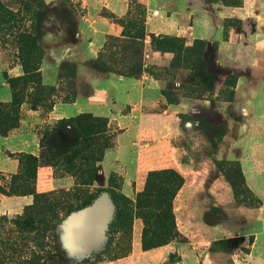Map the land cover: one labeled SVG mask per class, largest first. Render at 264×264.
I'll return each mask as SVG.
<instances>
[{"label": "trees", "instance_id": "1", "mask_svg": "<svg viewBox=\"0 0 264 264\" xmlns=\"http://www.w3.org/2000/svg\"><path fill=\"white\" fill-rule=\"evenodd\" d=\"M124 1L127 4V12L120 18L111 12H100L101 17L121 29L119 36L107 35L97 56L89 61L90 65L103 72L101 74L133 80H139L143 75H155L144 61L147 36L150 39L149 46L154 51L173 55L170 66H174V57L178 56L182 58L183 68L188 69L190 65L195 67L192 66L193 63L197 65L198 61L204 62L208 49L213 64L216 53L214 42L194 40L190 46H186L181 38L148 35L145 32V6L137 0ZM205 1L235 7L242 4V0ZM47 9L45 0H0V44L10 45L14 49L13 64L21 71L20 75L15 77H6L3 73L4 84L9 89L11 99L7 103H0V138H7L18 129L25 110L38 111L42 107L48 110L52 109L57 101L60 104L75 101V64L64 62L59 67L54 86H45L42 83V53L38 45V30ZM228 26L229 23L226 22L224 28ZM157 69L162 71L163 75L153 78L172 77L169 67ZM240 75L239 72H233L224 78L222 89H229L230 104L233 101L236 80ZM116 132L107 118L90 113H81L42 126L38 139V155L18 154L20 172L11 175L8 182L0 174L1 195L32 198L31 205L24 209L23 214L11 219L15 226L14 238L6 236L3 239L0 236V264H45L52 255L51 252H46L47 245H42L46 232L52 233L56 224H61L72 214L91 206L99 195L105 192L109 194L115 216L114 222L109 225L107 248L103 254L110 253V245L116 235L118 245H125V248L116 252L109 261L130 253L134 220H139L142 225V251L156 249L173 241L185 242L177 231L173 208V200L184 180L175 170L149 171L142 191L135 195L134 200L119 192L114 183V174L109 175L105 189L94 187L97 166L103 160L105 152L115 146ZM60 136L66 138L63 143ZM222 164L233 168L234 180L243 186L242 189L233 186L235 202L240 206H259L260 201L244 183L240 164L234 161L215 162L216 167ZM40 167L52 169L59 177H68L71 187L58 192L37 193L34 183ZM248 199L250 202L246 203ZM3 221L6 222L5 218L0 216V223ZM25 249H28V252L23 253L22 250ZM55 255L62 264H72L58 253Z\"/></svg>", "mask_w": 264, "mask_h": 264}, {"label": "crops", "instance_id": "2", "mask_svg": "<svg viewBox=\"0 0 264 264\" xmlns=\"http://www.w3.org/2000/svg\"><path fill=\"white\" fill-rule=\"evenodd\" d=\"M137 1L143 4L146 8V34L181 38L185 41L186 46L190 45L194 40H202L196 39L195 37L187 38L189 35L188 33L191 31V24L188 20L186 21V25L183 26L172 24L169 18H171V16L178 17L179 15V13L175 12L173 9L176 0H158V5L156 9L153 10L152 16L157 17L160 13L165 14L168 24H163L161 26L157 25V27L152 30L147 29V23L151 20L148 15V12L150 11L148 9L149 0ZM183 1L187 7L192 3V0ZM198 1L203 9V17L208 23L206 24L208 39L202 41L214 42L216 44V53L212 64L216 76V82L214 85L216 93L220 92L222 89L224 78L228 74L233 72L241 73L236 80L233 101L231 103L233 119L223 123L221 139L218 145L217 159L218 161H234L240 164L244 183L254 197L260 201V205L257 207H246L240 206L234 202L222 203L218 201V217L213 221L211 215L208 213L203 215L200 208L195 207L193 202L187 201L188 205H184L182 208L183 212L179 214L177 212L176 201L181 195L187 200H201L205 197L214 200V198L217 197L219 199L222 196L219 192L215 191L212 181L207 182L209 191H201L200 185L196 183L199 177L198 175L201 174V172H191V174L184 175V172L180 170L181 168L173 155L170 160H168L169 162L166 161L167 166L164 164L165 168H161L162 165L159 164L160 161H158V156L147 159V161L140 160V157H142L141 155L145 153L146 149L149 148L150 145L152 147L151 142H154L158 138L160 139L162 135H171V133H173V126H170L174 124L173 115L171 113L164 111L162 114H143L140 111V109H142L147 103V95L152 93L156 97L161 90L159 81L148 75H143L139 80H133L112 74H103L110 77L111 81L114 79H116L114 81L132 80L135 81L138 86L133 87L137 94L136 99L130 101L127 105H123L124 107L118 108L117 111L107 107L108 115H103L102 113L96 115V113L90 112V114L94 116L105 117L109 118L111 121H116L117 126H122L124 129V135L119 136L117 141L115 140L117 145L112 149L107 150L103 160L98 164L99 180L96 179L94 187L105 189L107 187L109 175L111 173H116L124 179V183H126V180L132 183L131 188L126 190L129 191L130 194H123L127 198L134 200L135 195L142 191L145 177L149 171L162 169L175 170L181 174L184 180L181 189L173 200V208L177 231L185 239V242L179 243L173 241L156 249L142 251L140 248V233L142 225L139 220H134L130 253L123 258L113 261H100L97 264H237V262L240 264H250L253 260L260 259L264 261V195H262L264 193L261 190V188L264 187V171H258L259 166L264 165V145L260 144V138L261 136H264V131H258V128L261 127L260 122H253L256 112L252 109L253 105H250L253 102L252 99H260L264 97L253 96L263 93L264 90V0H242L241 6L238 7L224 6L219 3H208L205 0ZM83 4L86 7L87 14L88 1L83 0ZM124 6V12L126 14L127 4L125 1ZM99 8L101 9L97 13L98 16L105 19L100 16V12L103 9H106L105 3H102ZM81 20L82 19H79L76 22V33L74 36H76L77 41L87 40L89 42L90 38L86 37L80 28L79 22ZM105 20L108 21L107 19ZM226 22L229 23V26L224 28ZM115 27L117 32L113 36H119L121 29L117 26ZM250 31L251 33H254V42L257 44L260 43L262 47V59L258 62V67L254 69L250 66H231L222 63L224 52L229 48L232 51L236 47L239 48L243 37H245ZM102 35L103 39L101 47L103 46L105 37L109 34L102 33ZM146 38L147 40L145 41V44L148 49L144 52L145 64L159 69L168 68L172 62L173 55L170 53L161 54L152 51L149 46V36ZM77 41L75 42L77 43ZM73 44H70L69 39L66 38L64 46L61 47L62 49L60 48V52L53 55L50 60L54 61V64L59 67L60 63L62 61H68L69 59L67 56L71 52H74V54L77 55L76 57L80 58V62H86L84 61L83 51L77 50ZM243 44L245 45L248 43L243 41ZM98 52L99 51L96 52V56ZM68 62L74 64V62ZM58 67L56 69V79L54 84L47 86H54L56 84ZM84 69L83 73L76 69L74 79L75 101L69 104H55L52 108L50 115L54 121L63 118H70L64 117L66 116L63 113L65 107L75 106L80 98L83 100L89 98L90 81L92 79H97L98 77L95 75V71L86 68ZM92 72H95V74ZM20 73L16 76L20 75ZM241 81H244V84L240 93L239 89ZM255 88L259 89L257 93L254 91ZM111 103L114 104V101ZM86 105L90 108H95L90 103H87ZM124 108H129L132 112L127 116H123L121 115V112ZM96 110L103 111V105L97 106ZM190 111L193 113L195 112L193 108H191ZM38 113L39 112H35L34 115H38ZM263 117L264 116H261V118ZM121 121L124 123L120 124ZM25 132L26 131H19L7 138H0L7 143L8 141L16 143V137L21 134L25 137L18 142L19 145L15 148L10 146L2 148L3 158L0 160L1 173L10 172L13 169L16 154L29 153L35 156L38 155V141L35 138L26 135L27 133L25 134ZM134 136L136 138L141 136L147 140L146 143L141 145V153L132 150V146L137 143H134L133 141H131L130 144L127 143ZM226 138L229 139L227 143H225ZM125 140L127 142H125ZM28 149L31 151H26ZM143 151L144 153L142 154ZM244 164L246 165L247 173ZM51 178L52 173L50 170L38 169L36 186L38 188L42 187L43 192L53 191L54 188L52 187L53 182ZM1 197L3 201L10 202L8 205L18 209L31 203V200L28 197H14V200H10L13 199L10 197ZM200 202L196 204L199 206ZM203 203L205 204V201ZM79 212L82 215L90 213L93 220H91V222H89L87 218L84 220L83 218L77 220L75 231L80 238H82L84 234L85 236L88 235L87 237L90 239L88 241H90L91 246L96 249H101L104 241L108 237L106 229L114 218V207L108 193H101L96 204ZM78 236L76 242L79 247L84 250L83 247L86 243L83 242L82 239H79ZM243 240H249L250 242L245 254L240 253L241 249L238 246ZM222 242L234 243L232 247L233 249H227L225 246L221 250L211 249L212 245L220 244Z\"/></svg>", "mask_w": 264, "mask_h": 264}, {"label": "rangeland", "instance_id": "3", "mask_svg": "<svg viewBox=\"0 0 264 264\" xmlns=\"http://www.w3.org/2000/svg\"><path fill=\"white\" fill-rule=\"evenodd\" d=\"M87 1L88 4L86 14V7L83 4V0H45V2L48 4V9L47 13H45V15L43 14L42 16L44 18L41 21L38 30V45L42 53L40 70H42V83L44 85L46 84L45 86L53 85L55 82L57 71L56 69L58 66H56L54 64V61H51L50 59L53 57V55L60 52V50L62 49L61 47L64 46L66 38L69 39L70 44H73L74 42L73 45H75L77 50L83 51L84 61L86 62H80V58L76 57L77 55H75L74 52H71L67 56V58L69 59L68 61L74 62V64H76L75 67L79 72L83 73V70H85L84 68H86L88 70L95 71L96 74L95 72L92 73H94L98 77L97 79H92L90 81L89 98L87 100H83L82 98H80L75 106L65 107L63 113L66 116L64 117H74L80 113L90 112L96 113V115H100L101 113L103 115H108L107 107L117 111L118 108L124 107L123 105H127V103H129L130 101L135 100L137 95L133 88L138 86L135 81H114L116 79L111 81L110 77L101 74L103 72L94 68L92 65H90L89 62L95 58L96 52L99 51L101 47L103 39L102 33L115 35L117 32V29L114 25L98 16L97 13L101 9L99 8L100 5L102 3H105L106 9L103 10L105 12H111L116 17L120 18L125 14L124 1ZM158 2V0H149L148 9L150 11L148 12V15L150 16L151 20H149L147 23L148 30L155 29L157 25L161 26L163 24H168V20L165 14L160 13V15L157 17L152 16V12L154 9H156ZM173 9L175 12H178L179 15L178 17L171 16V18H169L172 24L183 26L186 25L187 20L191 24V31L190 33H188L189 35L187 38L195 37L196 39L202 40L208 39V33L206 31V24L208 23L203 17V9L198 0H192V3L188 7L185 6L183 0H176L175 7ZM190 15L193 16L191 17ZM79 19H82L79 22V25L83 34L86 37L90 38L89 42L87 40L77 41L76 36H74L76 22ZM146 40L147 38L145 39V41ZM75 41H77V43ZM243 41L247 42L248 44L244 45ZM261 48L262 47L260 43L257 44L254 42V33H251L250 31L245 37H243L239 48L236 47L233 49V51L229 48L226 52H224L222 63L231 66H250L255 69L258 67V62L262 59ZM146 49L144 50V52L146 51ZM151 50L154 51L152 48ZM207 51L208 52L205 55L204 62L198 61L199 63L197 65L196 63H193L192 66L195 67H190V65L188 69L182 67L181 57H174V66H169L172 77L168 76V78H165L164 76H161V78H155L159 81L161 90L158 92L156 97L152 93L148 94L147 103L142 107V109H140V111L143 114H162L164 111L171 113L174 120V124L170 125L173 126V133H171V135H162L160 139L158 138L154 142H151L152 147L150 145L149 148L146 149L145 153L144 151L142 152V154H144L141 155L142 157H140V160L147 161V159L158 156V161H160L159 164L162 165V167H160L165 168L164 164L166 165V161L169 162L168 160H170L171 156L173 155L181 168L180 170L184 172V175L191 174V172H201V174L198 175L199 177L196 182L198 183V185H200L201 191H209L207 182L212 181L215 191L219 192L222 196L221 198H219L220 200L217 197L214 198V200L209 197L202 198L201 200H187L184 199L181 195L176 201V207L177 212L181 214L183 212L182 208L184 207V205H188L187 201H191L195 204V207L200 208L203 215L208 213L209 215H211L214 221L218 217L217 202L219 201L222 203H236L234 200L233 186L235 185L239 187V189H242L243 186L241 183L237 184L234 180L235 172L233 171V168H230L224 164L219 167L215 166V162L218 161L216 148L222 134L223 123L225 121L233 119V116L231 104L230 102H228L229 89H221L220 92L216 93V88H214L216 76L214 77V68L211 64L212 59L210 49H208ZM14 54V49L10 45L3 46L2 44H0V103H7L11 99L9 89L4 84L3 73L6 77H15L18 73H20V68L13 64L12 56ZM68 61H62L59 67L62 66L64 62ZM7 67H9V69H6ZM148 67L153 71V73H155V75L151 77H156V75H163V72L157 71L158 69L156 67ZM243 84L244 81H241L239 89L240 93ZM254 91L257 93L259 89L255 88ZM253 96H264V90L263 93ZM112 101H114V104L111 103ZM252 101L254 103L252 102V104L250 105H253L252 109L254 110V112H256V116L253 119V122H260L261 127L258 128V131L263 132L264 117L261 118V116H264V97L260 99L254 98L252 99ZM87 103L92 104L95 108L88 107V105H86ZM56 104L59 105L60 102L57 101ZM99 105H103V111L96 110L97 106ZM191 108L195 110L194 113L190 111ZM51 111L52 109L47 110L45 109V107L40 108V110L38 109V111L25 110L23 112V117L20 119L18 129L15 130L11 135L16 134L19 131H26V135L35 138L38 141L42 126L52 124L54 122V120L51 118L52 116L50 115ZM35 112H39L38 115H34ZM131 112L132 111L129 108H124L121 112V115L127 116ZM107 119L112 128L117 130V141L119 136L124 135V129L122 128V126H117L116 121H111L109 118ZM123 123V121L120 122V124ZM20 136L16 137V143H14L13 141H8L7 143L6 141L0 139V160L1 158H3L2 148H6L9 146L15 148L19 145L18 142L25 138L23 134H21ZM60 140L63 143L66 138L64 136H60ZM116 141L115 146L117 145ZM131 141L137 143L136 145L132 146V150L140 152L141 145L146 143L147 140H145L141 136H139L138 138L134 136L129 140V142L125 140V142L129 144ZM228 141L229 139L226 138L225 143H227ZM260 144L264 145V136H261ZM26 151L31 150L28 149ZM19 156L20 155L18 154L15 155V162L13 165L14 167L10 172H0V174L3 175L4 178H6V182H8L7 180L11 175L20 172V168L18 165V159L20 158ZM38 169H48L51 171V179L53 182L52 187L54 188V190L50 192H58L63 189L67 190L71 187V180L68 177H59L53 172L52 169L48 167H40ZM245 171L247 173L246 165ZM258 171H264V165H260ZM111 174H114L116 176V180L114 181V183L118 186L119 192H121L122 194H130L129 191L126 190L131 188L132 183L130 181H127L126 179V183H124V179L120 175L116 173ZM96 179L99 180L98 166ZM36 183L37 173L34 183L35 191L37 193H48L43 192L42 187L38 188L36 186ZM261 190L264 193V187H262ZM1 196L3 195L0 194V216L4 217L6 222L3 221L0 223V236L3 239H5L6 236H10L12 237L11 239H13L16 234L15 226L11 223V219H13L15 216L22 215L24 209L27 206L31 205L32 198L30 196H9L10 198H13L10 200H14V197L30 198V204L18 209L8 205L10 204V202L3 201ZM204 201L205 204L203 203ZM199 202L200 204L198 206L197 204ZM249 202L250 200L248 199L246 203ZM66 221L67 219L61 224H56L52 233L50 231L46 232V236L42 240V245H47L45 249L46 252H51L52 254L51 258L48 259L45 264H62V261L55 255V253H58L61 257L66 258L72 264H97L100 261H106L110 259L113 255H115L116 252L118 253L121 251V249L125 248L124 243L122 245H118V235H116L113 239V243L110 245V253L103 254L107 248L108 239L104 241L101 249H96L91 246L90 241H88V243H86V245L83 247L84 250H82L80 247H78L77 249L76 245L74 246L75 240L72 239L74 237L71 236L72 231ZM113 222L114 218L111 224ZM108 229L109 226L106 229L107 232ZM249 243V240H243L240 245H238L241 249V254H245L247 252ZM233 245L234 243L231 242H222L220 244H215V246L212 245L211 249L221 250L222 248H224V246L225 248L230 249L233 247ZM22 252L26 253L28 252V249L22 250ZM237 264L240 263L237 262ZM250 264H264V261L260 259L253 260Z\"/></svg>", "mask_w": 264, "mask_h": 264}, {"label": "water", "instance_id": "4", "mask_svg": "<svg viewBox=\"0 0 264 264\" xmlns=\"http://www.w3.org/2000/svg\"><path fill=\"white\" fill-rule=\"evenodd\" d=\"M97 199L94 201V203L91 206H89V208L92 207L94 204L97 203ZM91 217L92 216L90 215V213L87 214V215H82L80 212H77V213L72 214L69 218H67L66 223L70 226V229L72 231L71 236L74 237L72 239L75 240L74 246L76 245L77 249L79 247L78 243L76 242V238L78 236V233L75 231V229H76L75 227H76L77 220L82 219V218L84 220L85 218H87L89 220V222H91V220H93ZM87 236L88 235L85 236V234H84V236H82V238H80V236H78V237H79V239H82L83 242L87 243V241L90 240L89 237H87Z\"/></svg>", "mask_w": 264, "mask_h": 264}]
</instances>
